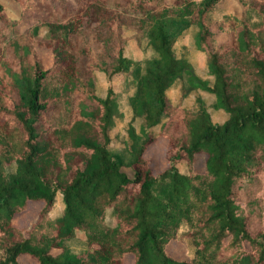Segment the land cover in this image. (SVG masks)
I'll use <instances>...</instances> for the list:
<instances>
[{"label":"trees","instance_id":"1","mask_svg":"<svg viewBox=\"0 0 264 264\" xmlns=\"http://www.w3.org/2000/svg\"><path fill=\"white\" fill-rule=\"evenodd\" d=\"M14 1L17 18L0 2V264H22L21 255L124 264L128 254L133 264H264V0H244L259 19L247 11L215 49L207 15L220 0ZM193 26L203 67L173 48ZM125 27L153 56L133 69L122 157L111 148L123 118L111 79L137 64L124 55ZM96 72L109 83L104 98ZM177 81L184 99L173 104L167 90ZM192 94L194 108L184 104ZM159 137L167 167L154 174L145 151ZM58 195L62 209L51 216ZM29 201L43 207L21 229L13 218ZM77 231L80 253L66 245ZM181 239L193 250L177 259L167 247Z\"/></svg>","mask_w":264,"mask_h":264},{"label":"rangeland","instance_id":"2","mask_svg":"<svg viewBox=\"0 0 264 264\" xmlns=\"http://www.w3.org/2000/svg\"><path fill=\"white\" fill-rule=\"evenodd\" d=\"M1 4L7 8V13L12 18H17L20 13V7L14 0H0ZM250 14L252 21L258 20L259 17L256 16L253 10H249L247 4L244 0H220L213 10L207 15V24L212 30L211 44L212 48L215 49L217 44L225 41L231 33L237 32L239 29V20L244 17L247 13ZM28 24H22L19 27L26 26ZM194 27V29H193ZM192 30L189 33L184 34L179 37L174 43V51L178 56L188 55L191 61L195 60L198 63H193V67H203L204 60L202 55H199L201 51L196 47L195 36L198 28L193 26ZM134 31L125 27L123 30V37L126 38V46L124 49V55L129 57L132 61L136 62L133 67L124 73L115 75L111 79V84L113 85V90L116 95L118 102V108L123 113V118H115L114 125L110 132L111 135V148L113 153L124 156L126 155L125 143L128 140L127 138V123L130 119V111L128 105V97L134 90L133 83V72L136 65L141 64L142 68L145 67V60L153 56L150 47L147 44L145 38H140V41L137 40L134 36ZM40 56L43 59L45 66H50L52 63V54L49 49L40 47L39 48ZM198 56V59L196 57ZM97 83H96V94L97 96L104 98L106 96L107 87L109 85L106 77L103 73L96 72ZM167 95L169 100L173 104L183 103L181 96V87L180 82H174L170 88L167 90ZM198 94H192L186 104L190 108L196 106L195 98ZM207 107L212 113V117L216 122H221L224 119L222 113H218L212 108V98L208 94H204ZM134 125L138 130L140 128V122L135 121ZM158 127L152 130V133H158ZM165 146L166 140L163 137H159L155 142L150 144L145 151L146 157L149 158V165L154 174L160 173L167 167V162L165 160ZM205 154L197 153L194 156L192 168L194 171H200L203 169ZM179 169L182 172H188V166L184 163L178 165ZM123 171L130 174L128 169L122 168ZM43 207V203L29 201L25 210L17 213L13 218V224L21 229L29 228L32 223L37 219L40 210ZM62 209L61 196L58 195L56 203L53 209L50 211L51 216L57 215ZM186 228L183 227L181 230L184 231ZM84 234L81 231H77V235L74 239L67 241L66 245L74 253H80L86 248L84 243ZM192 245L188 239H181L177 241H172L168 247L167 251L172 254V256L177 259H184L190 257L192 254ZM60 249H53L52 253H58ZM19 261L22 264H37V261L26 256L21 255ZM124 264H133V256L128 254L124 258Z\"/></svg>","mask_w":264,"mask_h":264}]
</instances>
